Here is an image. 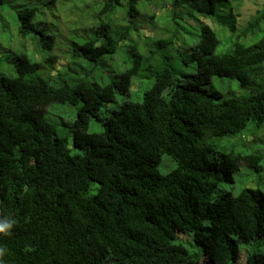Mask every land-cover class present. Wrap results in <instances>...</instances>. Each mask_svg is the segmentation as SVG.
I'll return each instance as SVG.
<instances>
[{
  "label": "trees",
  "instance_id": "obj_1",
  "mask_svg": "<svg viewBox=\"0 0 264 264\" xmlns=\"http://www.w3.org/2000/svg\"><path fill=\"white\" fill-rule=\"evenodd\" d=\"M59 1L0 0V16L14 9L7 42L18 51L3 62L13 73L0 69V264H107L108 258L197 264L199 255L236 264L240 244L247 252L242 264H264V250L256 249L264 245V193L245 187L212 199L217 177L231 182L241 163L261 167V153L219 150L212 138L264 123V82L257 78L264 74V4L238 28L229 0H167L171 21L198 11L231 42L227 51L215 52L220 34L201 22L194 51L184 59L195 71L179 73L170 62L168 36L144 42L143 51L121 45L140 26L139 3L157 0H103L102 17L87 21V8L76 20L88 25L85 39L62 43L82 70L107 69L109 78L68 84L59 76L76 64L54 66L60 35L53 7ZM119 7L139 21L114 24L111 13ZM142 19L156 24L153 14ZM212 76L233 78L248 93L224 97L206 89ZM143 78L153 82L140 101L123 100L100 118L103 106ZM53 102L75 108L73 121L62 123L65 136L45 117ZM92 118L101 121V131L87 130ZM67 136L79 152L70 153ZM164 154L176 165L161 174ZM180 233L200 252H190Z\"/></svg>",
  "mask_w": 264,
  "mask_h": 264
},
{
  "label": "rangeland",
  "instance_id": "obj_2",
  "mask_svg": "<svg viewBox=\"0 0 264 264\" xmlns=\"http://www.w3.org/2000/svg\"><path fill=\"white\" fill-rule=\"evenodd\" d=\"M103 0H60L53 7V14L59 16L58 21L59 25L57 33H59L58 45H56L55 53H57V59L55 70L58 68H63L62 65H65L69 62V54L66 53V46L62 43L64 40L70 45L72 41L80 42L85 39L84 29L88 27L86 22L76 24L77 18H80L81 15L85 12L87 8H92L90 10V19L87 21H95L99 16L103 14L98 13V9L101 6ZM122 3H125V0H121ZM233 6V14L235 15V24L238 28L243 26L246 21L254 15L257 9L262 8L264 0H229ZM200 4V3H199ZM201 5V4H200ZM139 10L141 11L140 26L138 28H133L129 33V39L122 42L121 45H127V50H130L132 47L137 45L138 51H143V43L151 42L153 37L158 36L163 38L168 36L172 38V44L170 45L169 55L172 57L170 59L171 65L179 73H191L195 71V63L186 60L191 53H193V48L198 41L199 32H200V23L204 22L212 26L217 33L220 34L221 41L220 44L216 47L215 52H225L229 49L231 42L229 38L226 39L225 35H222V31L225 30L215 22H212L211 17L204 16V14L196 11L190 17L184 16L183 18L170 20V5L166 0L161 2V0L139 3ZM53 11V10H52ZM14 9L3 10L0 16V41L3 43V47L6 48L5 52H0V69L7 71V73H13L11 68L4 64L3 62L8 61V57L12 56L13 52H18L14 49H10L11 45L7 42L9 35L11 34L12 28L15 27L13 21ZM147 14H153L156 24L153 28L143 21L142 17H146ZM106 18V15L103 17ZM112 22L114 24H128L133 20L139 21L136 18L127 17L122 10V7L117 8L111 13ZM168 18V20H167ZM129 19V20H128ZM148 20V16H147ZM4 21V22H3ZM134 21V22H135ZM44 24V23H43ZM50 31L54 30V24L52 21L45 22ZM66 24H70L67 26ZM7 27H4V26ZM78 28V29H77ZM164 35V36H163ZM218 36V35H217ZM255 36V37H254ZM252 39L246 41V43L256 41L260 37V33L255 34ZM121 55V54H120ZM71 61V60H70ZM187 61V60H186ZM76 65H71L66 67L64 71L65 74L59 76L60 81H66L68 84H71L74 80L77 79H86L89 81H97L98 83H103L108 80L109 75L107 69L96 70L95 73H91L87 70H82L77 64L79 59L72 60L71 63ZM7 63V62H6ZM70 63V64H71ZM86 69L87 66L82 65ZM125 66L119 67V70H123ZM114 69H117L114 67ZM116 71V70H115ZM120 71V72H121ZM54 73V71H53ZM119 73V72H118ZM258 81L264 82V74L258 76ZM153 82L152 78H143L138 82H134L132 88L129 91L128 95H116L113 102L106 104L101 108L100 118H103L105 115L103 110L109 107L117 106L123 100L132 99V100H141L143 91L148 88ZM206 89L216 90L222 96L229 97L235 95H246L248 91L245 88L239 86L238 82L233 78L212 76L209 83L204 86ZM164 95H167V91L164 92ZM45 117L56 123L58 128V134L60 136H65L64 131L65 126L62 125L63 122H71L75 117V108L72 105L67 103L53 102L46 106L45 108ZM103 128L101 121L95 118L90 119L88 125V131H101ZM68 147L71 149L70 153L74 154L79 152L72 147L70 142V137L67 136ZM212 142L217 146L219 150L222 149H233L241 153H261L263 155L262 161L260 162V168L256 170L254 167L248 166L245 163L239 165L238 171L233 175V180L231 182L224 181L220 177H217V189L212 194V199H215L223 192H229L232 195H237L242 188H257L264 193V123L258 125L256 123L251 124L248 128L242 130L241 132H231L224 136L212 138ZM175 162L171 158L164 154L161 157L160 162L157 165V170L161 174H166L175 167ZM179 238L185 240H178L190 251V252H200V248L194 245L191 238L188 235L180 233ZM249 250H253L252 245H248ZM264 250V245L262 242L256 243V249ZM244 252H246V246L240 244V254L236 264H242L244 261ZM107 264H118L115 260L109 259ZM197 264H216L214 262H208L203 255L198 256Z\"/></svg>",
  "mask_w": 264,
  "mask_h": 264
},
{
  "label": "clouds",
  "instance_id": "obj_3",
  "mask_svg": "<svg viewBox=\"0 0 264 264\" xmlns=\"http://www.w3.org/2000/svg\"><path fill=\"white\" fill-rule=\"evenodd\" d=\"M204 258H206V257L204 256ZM206 259H207V258H206ZM207 261H208V262H213V261H210V260H208V259H207ZM214 263H215V262H214Z\"/></svg>",
  "mask_w": 264,
  "mask_h": 264
}]
</instances>
